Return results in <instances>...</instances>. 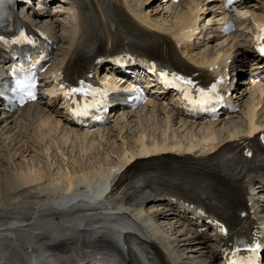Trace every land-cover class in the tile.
Segmentation results:
<instances>
[{
    "label": "bare ground",
    "instance_id": "6f19581e",
    "mask_svg": "<svg viewBox=\"0 0 264 264\" xmlns=\"http://www.w3.org/2000/svg\"><path fill=\"white\" fill-rule=\"evenodd\" d=\"M117 1L119 5L123 4L126 11H128L126 13L120 6H115L124 24L120 21H113L108 16V11L113 10L114 4L112 2L111 5L110 0H88V3L85 2L86 5L78 6V44L85 35H87V40L99 35L101 38L100 48L106 53L123 47L121 46L122 43H127L129 40L134 41V38L143 42L162 41L171 46L167 38L149 31L146 27H153L155 30L165 33H171L173 30L172 36L177 38L180 35L181 26H185V23L189 24V22L195 25L197 23V8L192 10V7H187V14L182 16L180 24L169 28L151 21L149 16L144 13L145 9L143 10V7L147 0L141 1V3L136 0L137 3L135 4H141L139 10L130 6L128 4L129 0ZM161 11H157L158 18L163 17V11ZM29 12L32 16H35L33 18L35 23L40 24L60 39L56 34L58 31L62 38L60 29L64 25L67 26L66 22L61 19L62 14H54L48 11L37 14L32 9L28 10L27 14ZM257 22L264 23V19L255 20V23ZM88 23L90 24L88 25ZM69 29L70 33L65 38L68 47H66L63 60L59 65L62 64L67 55L66 63L74 62L72 59L74 52L70 50L69 44L73 39V35L76 36L77 30L71 27ZM193 35L194 32L191 31L183 37L190 39ZM65 40L62 42H65ZM187 48V46H182L180 50L188 57ZM220 52L223 51H216L211 57L190 58L192 62L201 65L207 63L209 59L214 60L215 55L217 60L221 54ZM249 57L250 55L244 49H237L235 52L233 73H236L241 80L248 75L245 65H247ZM210 63L214 62L210 61ZM240 87L243 89V86ZM240 87L239 91L241 92ZM245 108L247 109L245 111L241 110L240 113L242 115L246 113V117L253 119L264 109V105L252 97ZM20 120H22V127L20 126V128L30 126L22 118ZM211 123L215 125L214 122ZM228 123L220 126L225 125L224 128H221V130H224L223 132L211 127L203 130V132L199 130L201 133L191 135L190 139L184 138L181 141L175 140L173 142H169L166 135L163 139L161 137L156 141L147 142L145 134L138 135L135 140H129V137L126 140L124 136L129 131L126 132L127 128L125 126L124 129H119L118 136L126 140L124 142L128 146L123 147L122 152L118 153L119 156L116 162L104 164L100 168L86 167L81 169L80 166L77 171L65 170L56 176L48 175L49 177L41 174L39 176L37 173V175L32 176L28 171L24 172L21 178L22 183L28 186L32 185L34 188L32 190L29 188L31 191H23L21 188L20 191L19 184L12 178L10 173L4 174L0 183V264H32L31 260L37 264H83L87 260L96 259V257L106 261L104 264H185L182 257L185 254L184 250L188 251L194 259L192 264H199V261L203 263V260L210 259V256L215 257L208 234L199 235L190 228L186 233L183 226L191 225L187 219V213H185L187 207L169 197L163 198L158 195L141 193L142 191L139 189L131 191L132 188L129 186V182L136 169L143 163L140 159L133 161L134 157L138 158L164 152L193 154L212 152L216 147L226 142L228 138L239 134L241 127L230 130L226 127ZM53 128L56 129L57 125H53ZM257 128H259L258 125L255 126L251 123V133ZM70 130L64 132L61 137L58 136L59 142L57 144L60 148L67 147L71 148L72 152L79 151L80 153L95 151L96 147L94 145L97 141L88 139L93 134H81L72 129ZM165 131H169L167 127ZM50 132L59 135V131L52 130ZM96 134L100 135L99 133ZM41 137L43 141V135ZM197 137L199 138L197 139ZM93 138L91 137V139ZM8 139L11 145L1 147L2 151H6L7 154L10 153L11 146L17 145L19 138L12 137ZM39 141L36 143L37 147L42 146ZM131 141L135 142L133 146H130ZM28 145L33 146L30 141ZM101 145L106 147L105 144ZM101 145L99 144V148H103ZM197 149L198 153L196 152ZM46 150L50 151L51 149L46 147ZM16 151L18 150L16 149ZM27 151L28 148L24 147L21 155L24 157ZM3 159V157H0V162L7 163ZM2 173L0 171V174ZM44 177H46V181L44 184L40 183L39 181H42ZM96 182L107 184L104 191V194H106L98 202L83 203L76 201L65 204L55 202V199L64 194L73 190L77 191L82 187H91ZM107 189H109L108 192H106ZM250 200L254 201L264 212L263 203L260 204L253 197ZM150 203L152 208L147 210ZM190 216L192 217V215ZM120 221H123L126 227L114 229L112 224ZM160 221L164 222V225ZM124 230H134L138 233V236L131 235L130 237L127 233L123 234ZM189 236L193 238L191 240L193 241L192 244L188 240ZM135 239L138 240L137 243L143 251L135 250L129 244ZM156 243L164 247L167 251L166 255L157 250ZM147 250L155 253L156 258H146Z\"/></svg>",
    "mask_w": 264,
    "mask_h": 264
},
{
    "label": "rangeland",
    "instance_id": "374dc122",
    "mask_svg": "<svg viewBox=\"0 0 264 264\" xmlns=\"http://www.w3.org/2000/svg\"><path fill=\"white\" fill-rule=\"evenodd\" d=\"M255 5H256V7L260 6L259 3L254 4V6ZM157 9H158V7L156 6V10ZM254 10H257V8ZM149 12H151V11L149 10ZM150 14H151V17L153 19H156V20L159 17L157 11L154 13H150ZM162 14H163V17L158 18V20L160 19V20L165 21V22H170V21L174 20V17L172 15L169 17V15H165V12H162ZM248 14L250 16H254V13L251 14L250 12H248ZM61 19H63L67 25V20H66L67 16L62 15ZM247 21L249 22V18ZM249 26H250V22L244 23L242 25V28H240L239 40H241V42L239 45L243 46L244 39L246 38V32L249 30ZM69 27L70 26H68V25L67 26L64 25L60 29L61 36L63 37V41L67 37L68 33H70ZM206 42H208V43L206 44ZM206 42H204V43L202 41L199 42L196 45L195 52L198 51L199 48H200L201 52H208L215 45V42H213L212 39H207ZM158 119L159 118H157V117L152 118L149 116H147V118L141 117L140 119H137V120L130 118L129 121H127V123L120 128V130L124 129L126 126V128H127L126 132L129 131L128 133H125L124 137L126 138V140H128L127 137H129V140H135L138 137V135L140 136L141 134H145L147 136V138H146L147 142H150L151 140L156 141L161 137L163 139L164 135L167 136V140L169 142H173L175 140L181 141L184 138L190 139L191 135L199 134V132H200L198 130L200 128H198V129L192 128L191 129L190 127L184 125L183 123H179V122H178L179 124L171 123V122H169L170 120H168L169 118L164 119L163 117H161L160 120H158ZM166 127L169 130L168 132L165 131ZM63 133L64 132H62L59 137L64 135ZM118 133H119V129H118ZM118 133H115L114 135L107 137L106 139H101L100 141H97V143L95 142L96 145H94V146L97 148V150L95 148V151H90V152H84L83 151L81 153L79 151H73L72 152V149L67 148V147L64 148L65 150L63 149V147L60 148V146L57 144L59 142V140H58L59 137H58L56 140H51V141H53V143H50L49 140H48L47 144L44 140L41 142L39 141L40 145H42L40 147H37V145L35 143L33 144V146L28 145L29 141L22 142L23 143V145H22L21 141L18 139L17 145L11 146L10 153L7 154L6 151H4V152L2 151V148L4 146L9 147L11 145V144H9L10 140L7 138L8 142L7 143L4 142V145L0 146V157L4 158L3 161L4 160L7 161V163L0 162V171H1V173L3 172L2 174H0V183L3 180L2 176L6 173H10L12 178L19 184L18 188L20 191H21V189L23 191H26V190L31 191L32 188H34L32 185L28 186V185H25L22 183L21 178H22V174H24V172L28 171L30 174H32V176H34L36 173L39 176H40V174L43 176H48V175L49 176H51V175L56 176L57 174L65 171V170H69V171H75L76 170L77 171L80 169L79 168L80 166H81V169H85L86 167L87 168H92V167L100 168V167L104 166V164H108V163L110 164V163L116 162L118 160L119 154L122 152L123 147L128 146V145H126V142H124L126 140L121 139V137L118 136ZM55 135L56 134L53 132L54 137H55ZM176 138H178V139H176ZM183 141H185V140H183ZM99 144L100 145L105 144L106 147L101 145V147H103V148H99L100 147ZM130 144H129L130 146H133L135 144V142L133 143L131 141ZM24 147L25 148L27 147L28 151H27V154H25L23 157L21 154H23ZM46 147L48 149H51V150L47 151ZM16 149L18 151H16ZM19 179L21 182L19 181ZM45 181H46V177H44L42 179V181L40 180L39 182L44 184ZM160 222L162 223V221H160ZM162 225H164V222L162 223ZM183 252L185 253L184 256L185 255L188 256L186 258H192V256L189 255L188 251L186 252L184 250Z\"/></svg>",
    "mask_w": 264,
    "mask_h": 264
},
{
    "label": "snow or ice",
    "instance_id": "6c2138e0",
    "mask_svg": "<svg viewBox=\"0 0 264 264\" xmlns=\"http://www.w3.org/2000/svg\"><path fill=\"white\" fill-rule=\"evenodd\" d=\"M262 32H264V29H262ZM260 39L264 40V35H262ZM22 41L31 43V41H28V38L23 33L20 34V39L16 40L15 42L20 43ZM260 50L264 52V46H262ZM164 75L167 79V74ZM171 82L174 87H179L180 91L184 93L185 100H187L189 103L204 106L210 104L214 99L217 98V96L214 95L217 91L215 85H212L210 89L206 90L204 88H199L193 83V81L180 76L172 77ZM33 87L34 83L30 79L27 77H20L15 81L14 91L20 93L22 96L27 95L32 99H35L34 95H32ZM193 90L196 91L195 98L192 95ZM77 94L82 97V101L77 102L75 100V96ZM67 95L70 98V103L75 105V108L71 109L73 115L86 116L89 114V110L95 106L96 96L99 95V92L90 85L81 81L79 87L70 88ZM89 97H91V99H89ZM220 231L225 235L227 234L223 227H220ZM241 248L250 253V255L241 256ZM260 251L261 244L259 242H253L251 245H249L243 241H240L229 255V264H257V257Z\"/></svg>",
    "mask_w": 264,
    "mask_h": 264
}]
</instances>
